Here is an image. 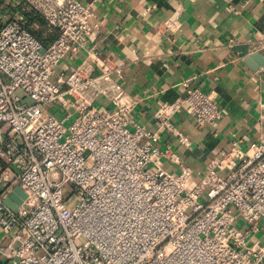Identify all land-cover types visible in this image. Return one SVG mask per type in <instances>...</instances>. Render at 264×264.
<instances>
[{"label":"built area","instance_id":"2783aa9c","mask_svg":"<svg viewBox=\"0 0 264 264\" xmlns=\"http://www.w3.org/2000/svg\"><path fill=\"white\" fill-rule=\"evenodd\" d=\"M24 1L58 34L45 45L32 31L40 24L26 27L22 14L0 27V181L26 193L13 211L0 192V256L10 264H264V242L253 238L264 225V140L248 150L233 141L191 183L172 146L132 119L137 101L123 66L91 49L57 75L65 57L87 49L97 26L90 6ZM183 108L198 125L221 118L199 88L161 104L154 118L182 144L189 139L173 118Z\"/></svg>","mask_w":264,"mask_h":264},{"label":"crops","instance_id":"0c3cea01","mask_svg":"<svg viewBox=\"0 0 264 264\" xmlns=\"http://www.w3.org/2000/svg\"><path fill=\"white\" fill-rule=\"evenodd\" d=\"M80 1L90 6L97 26L87 49L65 57L57 75L69 74L91 49L123 66L122 84L137 101L132 119L172 146L181 164L192 169L191 183L233 141L243 140L248 150L264 140V0ZM152 4L156 9L146 11ZM193 88L214 97L221 118L198 125L183 108L173 118L189 139L182 144L160 129L154 113ZM166 166L179 170L176 163ZM4 169L0 160V177ZM9 184L0 181L7 196L13 192ZM253 238L264 242V225Z\"/></svg>","mask_w":264,"mask_h":264},{"label":"rangeland","instance_id":"374dc122","mask_svg":"<svg viewBox=\"0 0 264 264\" xmlns=\"http://www.w3.org/2000/svg\"><path fill=\"white\" fill-rule=\"evenodd\" d=\"M2 5L0 7V27L5 24L7 21L15 19L17 17L16 14L24 15L25 12L30 11L31 8L24 0H1ZM24 18L21 19L23 24H27V19L25 15ZM30 28V25L28 26ZM35 32H39L42 30V27L38 29H32ZM0 261L6 264H10L0 256Z\"/></svg>","mask_w":264,"mask_h":264},{"label":"trees","instance_id":"16d2710c","mask_svg":"<svg viewBox=\"0 0 264 264\" xmlns=\"http://www.w3.org/2000/svg\"><path fill=\"white\" fill-rule=\"evenodd\" d=\"M24 15L27 19V24L25 25L26 27H28L33 21H37L40 24L42 27L41 31H32L45 45H48L56 38L58 30L54 29L52 32H48L46 21L41 14L31 9L30 11L25 12Z\"/></svg>","mask_w":264,"mask_h":264},{"label":"water","instance_id":"95a60500","mask_svg":"<svg viewBox=\"0 0 264 264\" xmlns=\"http://www.w3.org/2000/svg\"><path fill=\"white\" fill-rule=\"evenodd\" d=\"M256 57L260 58L262 57V54L258 53ZM25 198H26V193L21 188V186L18 185L14 188L11 195L5 198V203L10 209H12L13 211H17Z\"/></svg>","mask_w":264,"mask_h":264}]
</instances>
